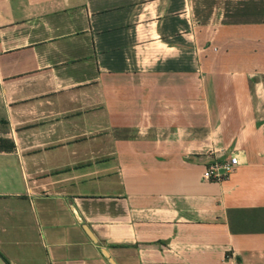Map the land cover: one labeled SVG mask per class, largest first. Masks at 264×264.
Masks as SVG:
<instances>
[{
    "label": "crops",
    "instance_id": "crops-1",
    "mask_svg": "<svg viewBox=\"0 0 264 264\" xmlns=\"http://www.w3.org/2000/svg\"><path fill=\"white\" fill-rule=\"evenodd\" d=\"M0 147V264H264V0H0Z\"/></svg>",
    "mask_w": 264,
    "mask_h": 264
},
{
    "label": "built area",
    "instance_id": "built-area-1",
    "mask_svg": "<svg viewBox=\"0 0 264 264\" xmlns=\"http://www.w3.org/2000/svg\"><path fill=\"white\" fill-rule=\"evenodd\" d=\"M239 165V158L235 155L216 157L205 168L202 178L204 180L223 181L229 178Z\"/></svg>",
    "mask_w": 264,
    "mask_h": 264
},
{
    "label": "water",
    "instance_id": "water-1",
    "mask_svg": "<svg viewBox=\"0 0 264 264\" xmlns=\"http://www.w3.org/2000/svg\"><path fill=\"white\" fill-rule=\"evenodd\" d=\"M110 261L112 264H116V262L112 258H110Z\"/></svg>",
    "mask_w": 264,
    "mask_h": 264
},
{
    "label": "trees",
    "instance_id": "trees-1",
    "mask_svg": "<svg viewBox=\"0 0 264 264\" xmlns=\"http://www.w3.org/2000/svg\"><path fill=\"white\" fill-rule=\"evenodd\" d=\"M1 141H4V140H1ZM13 147H14V145H11L10 147H8V149H12Z\"/></svg>",
    "mask_w": 264,
    "mask_h": 264
}]
</instances>
